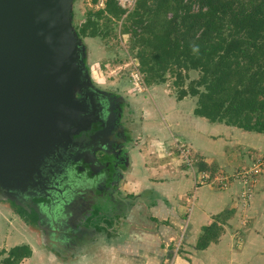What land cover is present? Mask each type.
I'll list each match as a JSON object with an SVG mask.
<instances>
[{"label": "rangeland", "instance_id": "rangeland-1", "mask_svg": "<svg viewBox=\"0 0 264 264\" xmlns=\"http://www.w3.org/2000/svg\"><path fill=\"white\" fill-rule=\"evenodd\" d=\"M103 2L104 0H71L70 26L79 38L82 68L88 74L90 84L94 90H101L112 95L117 104L122 136L128 138L123 150L126 163L121 167V171L127 166L129 154L131 170L137 167L144 154L143 157H149L148 166L155 165L157 168L159 165H164L163 168L167 170L175 167L185 176H187L186 170H193L194 166L196 170H199L201 167L199 164H205L207 167L204 169L209 173L207 180L202 181L209 183L211 180L210 182H213L216 187L243 183L251 188L259 182L264 184L263 133L244 131L236 127H232L228 132H202L204 127L200 126L199 119L193 115L195 98L186 96L178 100L177 88L173 85L172 76H168L163 83L146 84L140 71L139 61L135 56L136 48H132L130 34L122 33L121 20L113 24L114 26L111 25L112 31L106 38H82L77 34L76 28L84 22L87 12L103 7ZM118 2L127 10L134 5H129L126 0H118ZM99 22L102 23V20ZM136 72L138 73L135 74ZM197 75V71H189L184 85ZM74 94L75 97H79L80 92L76 90ZM218 137H226L228 146L232 144L235 147L233 151L226 152L227 154L235 153L237 156V160H233L236 164L231 168H220L216 160L207 165V162L201 160V157L192 151L193 145L196 146L194 141L210 140L211 142L212 139L217 141ZM127 181H129L128 178L124 177L120 184H117L119 189L112 194L115 202H126L125 198L133 194V191H130L131 188L127 189L129 186ZM243 194L239 203L241 208L245 205ZM23 196L26 195L0 196V264L12 246L23 243L30 246L32 254L19 264L89 263L90 258L96 255L100 256L96 264H107L114 258L116 262H121L117 261L116 253L97 254V252L100 253V247L89 250L88 246L92 245L91 239H85L84 243L81 239H74L73 233L70 236L71 232H68L70 229L66 230L68 234L64 232L63 237L58 235L48 242L44 236L47 229L44 225L49 223L44 222L33 202L30 203V198L24 199ZM247 196L246 201L249 198V195ZM132 199L128 198V200ZM260 209L261 212L252 214L253 218L244 216L248 214V210L241 211L242 234L245 227H251L252 230L264 236V206ZM113 215L115 216L112 222L114 227L118 221L117 218L121 216L118 210L114 211ZM100 235L104 236L103 233ZM106 245L104 244L105 249ZM81 252L85 254L81 256ZM62 260H68V263H63ZM132 261L134 262V259ZM135 261L138 263L137 260ZM257 264H264V259H260Z\"/></svg>", "mask_w": 264, "mask_h": 264}, {"label": "trees", "instance_id": "trees-1", "mask_svg": "<svg viewBox=\"0 0 264 264\" xmlns=\"http://www.w3.org/2000/svg\"><path fill=\"white\" fill-rule=\"evenodd\" d=\"M103 3L76 28L80 37L106 38L121 20L146 84L172 76L178 100L195 98V116L264 134V0H135L130 10L118 0ZM191 70L198 75L184 85ZM217 235L216 222L203 226L196 248L205 249ZM31 254L28 244H18L1 264H19Z\"/></svg>", "mask_w": 264, "mask_h": 264}, {"label": "water", "instance_id": "water-1", "mask_svg": "<svg viewBox=\"0 0 264 264\" xmlns=\"http://www.w3.org/2000/svg\"><path fill=\"white\" fill-rule=\"evenodd\" d=\"M70 4L0 0V196L45 198L50 161L94 120Z\"/></svg>", "mask_w": 264, "mask_h": 264}, {"label": "crops", "instance_id": "crops-1", "mask_svg": "<svg viewBox=\"0 0 264 264\" xmlns=\"http://www.w3.org/2000/svg\"><path fill=\"white\" fill-rule=\"evenodd\" d=\"M197 118L200 126L204 127L202 132H228L232 128L221 123H209L203 117ZM225 138L218 137L217 141L212 139L211 142L194 141L196 146L193 145L192 151L207 165L216 160L220 168H231L236 164L233 160H237V156L235 153H226L235 147L232 144L228 146ZM143 155L137 167L131 170L129 154L127 166L119 182L115 183L117 186L124 177L128 178L127 189L131 188L133 194L125 198L127 201L118 203L108 196V201L95 203L91 218L83 222L88 234L81 242L91 239L89 250L100 247V253L97 254L116 253L117 261H121L116 262L114 258L107 264H257L260 259H264V236L251 227H245L242 234L240 224L241 211L248 210L244 216L250 218L255 212H261L260 207L264 206V184L259 182L251 188L243 183L216 187L213 182H203L205 178L201 176H208V172L198 171L195 166L193 170H186L185 176L175 167L167 170L163 168L164 165H159L160 168L148 166L149 157ZM135 188H138V192ZM245 193L249 195L247 201ZM242 194L245 197L243 208L239 205ZM116 210L121 218H117L116 226L113 227V213ZM182 216H186L183 226ZM212 222L218 226L217 240L211 241L205 249H197L196 242L202 227ZM180 228H184L181 253L170 249V243L178 237ZM104 229L114 233L109 237ZM104 244H107L106 249ZM84 254L80 253L81 256ZM99 257L96 255L90 258L89 263L80 264H96ZM63 263H68V260Z\"/></svg>", "mask_w": 264, "mask_h": 264}, {"label": "flooded vegetation", "instance_id": "flooded-vegetation-1", "mask_svg": "<svg viewBox=\"0 0 264 264\" xmlns=\"http://www.w3.org/2000/svg\"><path fill=\"white\" fill-rule=\"evenodd\" d=\"M94 92V120L73 135L72 141L50 161L46 197L38 200L23 196L30 198L44 222L49 223L44 225L48 242L55 236L63 237L64 232H71L70 236L73 233L77 240L88 234L83 222L91 218L96 202L112 199L126 163L123 150L128 138L122 136L117 104L112 95Z\"/></svg>", "mask_w": 264, "mask_h": 264}, {"label": "built area", "instance_id": "built-area-1", "mask_svg": "<svg viewBox=\"0 0 264 264\" xmlns=\"http://www.w3.org/2000/svg\"><path fill=\"white\" fill-rule=\"evenodd\" d=\"M125 1V0H124ZM128 2L129 5H133L135 3V0H126ZM122 5V4H121ZM124 6V5H122ZM138 72H136L135 74H137ZM203 174V173H202ZM201 178H207V175H202ZM184 240V228L181 229L180 228V232L178 237L174 240V251L177 252L180 247L182 246Z\"/></svg>", "mask_w": 264, "mask_h": 264}]
</instances>
